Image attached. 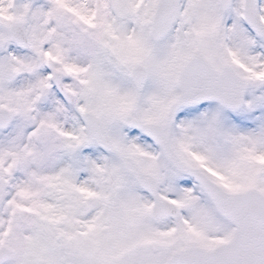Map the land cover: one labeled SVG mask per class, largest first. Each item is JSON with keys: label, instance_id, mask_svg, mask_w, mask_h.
<instances>
[{"label": "snow or ice", "instance_id": "snow-or-ice-1", "mask_svg": "<svg viewBox=\"0 0 264 264\" xmlns=\"http://www.w3.org/2000/svg\"><path fill=\"white\" fill-rule=\"evenodd\" d=\"M0 264H264V0H0Z\"/></svg>", "mask_w": 264, "mask_h": 264}]
</instances>
